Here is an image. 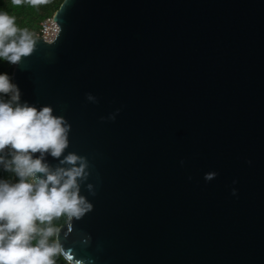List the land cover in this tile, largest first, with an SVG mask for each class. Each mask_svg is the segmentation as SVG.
<instances>
[{
  "label": "water",
  "instance_id": "1",
  "mask_svg": "<svg viewBox=\"0 0 264 264\" xmlns=\"http://www.w3.org/2000/svg\"><path fill=\"white\" fill-rule=\"evenodd\" d=\"M12 91L72 264H264V0H63Z\"/></svg>",
  "mask_w": 264,
  "mask_h": 264
},
{
  "label": "trees",
  "instance_id": "2",
  "mask_svg": "<svg viewBox=\"0 0 264 264\" xmlns=\"http://www.w3.org/2000/svg\"><path fill=\"white\" fill-rule=\"evenodd\" d=\"M62 2L0 0V264H72L56 242L68 219L66 196H43L25 171L32 141L12 91L11 69L25 40Z\"/></svg>",
  "mask_w": 264,
  "mask_h": 264
},
{
  "label": "built area",
  "instance_id": "3",
  "mask_svg": "<svg viewBox=\"0 0 264 264\" xmlns=\"http://www.w3.org/2000/svg\"><path fill=\"white\" fill-rule=\"evenodd\" d=\"M54 14V13H53ZM60 32V26L54 15L47 16L40 23V28L36 36H41L47 41H53Z\"/></svg>",
  "mask_w": 264,
  "mask_h": 264
},
{
  "label": "rangeland",
  "instance_id": "4",
  "mask_svg": "<svg viewBox=\"0 0 264 264\" xmlns=\"http://www.w3.org/2000/svg\"><path fill=\"white\" fill-rule=\"evenodd\" d=\"M19 10V9H18ZM33 35H37V33L36 32H34V34Z\"/></svg>",
  "mask_w": 264,
  "mask_h": 264
}]
</instances>
